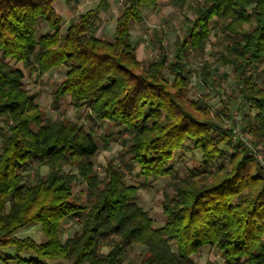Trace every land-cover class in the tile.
I'll list each match as a JSON object with an SVG mask.
<instances>
[{
	"label": "trees",
	"instance_id": "trees-1",
	"mask_svg": "<svg viewBox=\"0 0 264 264\" xmlns=\"http://www.w3.org/2000/svg\"><path fill=\"white\" fill-rule=\"evenodd\" d=\"M160 1L123 0L114 37L107 39L91 29L106 0L81 13L64 34L56 0H0V260L124 264L123 248L137 244L146 248L137 264H198L195 254L204 246L218 250L225 264H264V163L234 139L227 120L238 98L214 77V62L206 59L196 70L189 65L192 53L205 52L217 22L224 37L216 62L231 68L239 107L256 111L244 118L240 112L242 129L264 147V0H179L192 16H184L171 55L162 28L154 32L157 54L139 59L131 25L142 20L143 7L156 9ZM40 22L52 32L38 35ZM17 63L36 80L65 67L52 91L54 108L69 95L92 122L123 126L120 163L109 160L100 175L94 125L62 115L46 120L40 93L25 87ZM191 74L222 90L220 108L209 93L191 97ZM188 142L203 162L177 178L170 162ZM137 168L145 188L150 179L171 176L163 226L137 203L139 186L126 182ZM79 183L86 186L85 202L75 193ZM74 217L80 230L62 239L63 221ZM38 223L43 240L19 235ZM12 246L13 256L4 255Z\"/></svg>",
	"mask_w": 264,
	"mask_h": 264
},
{
	"label": "rangeland",
	"instance_id": "rangeland-1",
	"mask_svg": "<svg viewBox=\"0 0 264 264\" xmlns=\"http://www.w3.org/2000/svg\"><path fill=\"white\" fill-rule=\"evenodd\" d=\"M119 6H122L123 0H119ZM69 2L62 3L63 8H69ZM90 3H93L91 1ZM90 5V4H89ZM143 17L139 22H133L131 25L132 42L137 44V56L139 59L150 60L158 51V46L155 41L154 32L161 30L162 28L166 31L165 44L168 47L169 54L171 55L173 50V41L175 37L182 34L185 30L183 18L185 15L192 16L191 12L187 9H181V3L179 0H161L158 8L152 9L149 7H143ZM72 10V9H71ZM77 12V10H75ZM76 17V16H75ZM105 20V19H103ZM102 19L97 20L96 23L91 24V29L97 35H103V38L112 39V28H109V24ZM108 21V20H107ZM47 23L40 22L37 26V34L48 31ZM212 33L211 42L207 45L206 50L203 54L192 53L190 57V67L194 70L198 69L204 60L214 62V77L220 78L222 81V88L231 93L233 96L238 98V101L233 105V111L238 110L242 113L244 118L245 114L253 117L255 110H251L248 106L239 107L240 96L237 83L233 77L231 68L228 66H222L217 63V57L215 50L221 48L217 46V42L224 36L220 31L219 24L217 22L211 23ZM64 33V31H63ZM99 33V34H98ZM13 63V62H12ZM17 66L22 68V63H17ZM25 73V87L29 89L31 93L39 92L40 95L37 97V103L45 110V118L54 119L60 115L66 117L69 120L77 121L84 120L88 126L95 127V140L98 144L99 151L94 158L96 170L100 175L104 174L105 167L109 160H113L116 163H120V152L122 146L120 145V138L127 135L125 128L114 127L108 121L105 120H90L88 117V110L86 107L75 109L72 106L71 98L69 95L63 97L59 103V108H54L52 91L54 85L59 83L66 73V68H56L48 72L41 80H36L35 74L31 73L29 69L22 68ZM260 68L257 69V72ZM170 79L172 76L168 75ZM191 86V97L196 99L203 93H209V102L216 108L221 107V95L218 88L213 86H207L201 83L199 77L195 74L189 76ZM240 108V109H239ZM232 115V114H231ZM242 128L244 129L246 121L242 120ZM2 125H5L2 123ZM233 125H235L233 123ZM202 160L201 152L196 149L191 143L175 151L174 158L170 162L175 167L177 178L185 176L193 167L200 166ZM46 167L41 168V172L47 173ZM31 178L34 179L37 174L36 165L30 167ZM138 168L133 172H127L126 182L128 184L139 186L140 197L137 203L141 205L145 210L149 211L154 219L156 227L163 226L165 223V215L162 212V202L165 198L164 186L171 180V176L161 177L158 180H149L150 187L145 188L143 183L144 178L137 176ZM85 184L79 183L75 186L76 196L82 201H86L85 196ZM168 193L173 194L172 190H168ZM81 220L74 217L63 221L61 238L64 239L68 236H72L75 232L80 230ZM28 235L33 237L37 241L44 239L42 232V226L40 223L33 224L19 230V235ZM173 248L176 249L173 244ZM107 249L104 248V251ZM146 252V248L142 245L131 244L123 248L122 255L124 257V264H137L143 254ZM4 255L15 253V248L12 246L3 252ZM195 259L198 264H206L210 261L212 264H225L224 257L213 247L204 246L195 254ZM9 264H17V260H12ZM49 264H67L66 262L49 261Z\"/></svg>",
	"mask_w": 264,
	"mask_h": 264
},
{
	"label": "crops",
	"instance_id": "crops-1",
	"mask_svg": "<svg viewBox=\"0 0 264 264\" xmlns=\"http://www.w3.org/2000/svg\"><path fill=\"white\" fill-rule=\"evenodd\" d=\"M68 1L70 6L69 8H63L62 3ZM93 1V3H90ZM101 0H56L55 7L58 10V12L63 17V22L60 26L61 33L66 32L67 27L74 23L79 15L91 8H95ZM119 0H106L103 9L99 12L98 17L94 19L93 23H96L97 20L105 19L102 22L106 21V23L109 24V28H112V35L115 34V26H116V18L118 17L120 13V8L122 6H119ZM90 4V5H89ZM72 9V10H71ZM77 10V12H75ZM76 16V17H75ZM108 20V21H107ZM45 24V23H44ZM48 31H45L43 33L52 32V30L47 26ZM41 33V34H43ZM63 33V34H64ZM99 34V33H98ZM97 35V34H96ZM99 37H102L103 35H98ZM22 236H24V231L22 232ZM8 256H13L12 253H10ZM11 260H0V264H9Z\"/></svg>",
	"mask_w": 264,
	"mask_h": 264
},
{
	"label": "built area",
	"instance_id": "built-area-1",
	"mask_svg": "<svg viewBox=\"0 0 264 264\" xmlns=\"http://www.w3.org/2000/svg\"><path fill=\"white\" fill-rule=\"evenodd\" d=\"M227 122L228 124H230L229 127H232L234 130V139L240 138L241 140H243L247 144L251 155H253L259 161L264 163V147L261 144H255L252 139L248 136V134L244 132L241 126L242 117L240 111H233L231 117L227 120ZM233 123L235 125H233Z\"/></svg>",
	"mask_w": 264,
	"mask_h": 264
}]
</instances>
